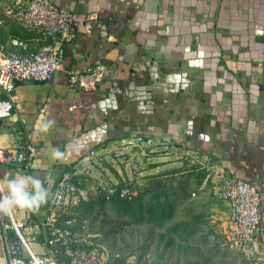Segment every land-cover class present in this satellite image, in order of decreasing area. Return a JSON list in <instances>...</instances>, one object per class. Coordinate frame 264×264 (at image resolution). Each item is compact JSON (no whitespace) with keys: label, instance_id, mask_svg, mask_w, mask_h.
<instances>
[{"label":"crops","instance_id":"obj_1","mask_svg":"<svg viewBox=\"0 0 264 264\" xmlns=\"http://www.w3.org/2000/svg\"><path fill=\"white\" fill-rule=\"evenodd\" d=\"M50 1L73 12L77 33L46 79L14 80L8 95L0 89V100L11 103L0 116V145L24 140L34 147L27 168L0 162V179L38 177L51 195L69 172L86 198L108 197L127 167L121 172L107 158L119 143L127 145L118 149H139L132 165L141 170L128 175L137 181L175 176L194 194L203 171L229 172L261 194L254 251L264 259V0ZM87 12L95 14L88 29ZM1 17L7 51H22L11 36L26 41L28 51L40 47L33 33ZM69 68L98 74L86 76L84 86L70 85ZM47 203L35 214H44ZM30 213L18 208L12 215L30 221ZM227 213L229 220L228 206ZM24 232L28 247L42 252L32 231ZM0 261L7 264L1 232Z\"/></svg>","mask_w":264,"mask_h":264},{"label":"built area","instance_id":"obj_2","mask_svg":"<svg viewBox=\"0 0 264 264\" xmlns=\"http://www.w3.org/2000/svg\"><path fill=\"white\" fill-rule=\"evenodd\" d=\"M1 15L33 33L32 38L41 42L40 47L28 51L26 41L11 36L9 42L19 46L22 51L10 52L0 41V89L8 95L14 80H44L58 68L63 58L64 44L76 36L77 29L73 12L50 0H0V22L3 20ZM82 22L85 28H90L95 22L94 12L83 15ZM97 74L95 71L85 74L77 68L66 70L67 82L75 86H84L86 76L93 80ZM10 108L9 100H0V116L8 115ZM33 150V145L24 140L16 146L0 145V162L13 161L27 168ZM92 154L94 151L89 150L88 155ZM132 185L123 182L113 191L120 197L130 198L135 194ZM214 187L229 209L228 239L231 246L246 253L253 264H264V259L254 251L261 215L258 188L254 183L229 172L218 173ZM85 198L83 187L71 178L69 172H63L52 188L42 216L31 221L15 219L13 215L0 216L7 264H123L92 238H77L69 226L70 218H60L62 214L71 213ZM25 228L32 231L31 239L41 243L42 252L35 253L28 247Z\"/></svg>","mask_w":264,"mask_h":264},{"label":"rangeland","instance_id":"obj_3","mask_svg":"<svg viewBox=\"0 0 264 264\" xmlns=\"http://www.w3.org/2000/svg\"><path fill=\"white\" fill-rule=\"evenodd\" d=\"M125 145L106 152L117 167L127 165L123 179L141 170L132 165L137 145L118 149ZM204 173L203 187L194 194L170 176L133 182L129 199L88 197L71 211L73 233L92 238L123 264H244V255L228 239L227 206L215 190L216 176Z\"/></svg>","mask_w":264,"mask_h":264},{"label":"clouds","instance_id":"obj_4","mask_svg":"<svg viewBox=\"0 0 264 264\" xmlns=\"http://www.w3.org/2000/svg\"><path fill=\"white\" fill-rule=\"evenodd\" d=\"M53 153L58 155L55 149ZM49 196V189L38 177H4L0 179V216H10L18 208L36 212L48 202ZM0 264H3V261H0Z\"/></svg>","mask_w":264,"mask_h":264},{"label":"trees","instance_id":"obj_5","mask_svg":"<svg viewBox=\"0 0 264 264\" xmlns=\"http://www.w3.org/2000/svg\"><path fill=\"white\" fill-rule=\"evenodd\" d=\"M142 180H143V179H142ZM140 181H141V180H140ZM118 182H119V181H118ZM123 182H127V183H129V184L131 185V184H133L134 179H132V178H130V179L126 178V179L122 180L121 183L117 184L116 186L118 187V186L121 185ZM112 195H115L116 197H119V198H122V199H129V198H123V197H120V196L117 194L116 191H113L112 194L109 195V196H112ZM133 196H134V195H132L131 197H133ZM131 197H130V198H131ZM101 198H107V197H103V196H101ZM83 200H84V199H83ZM83 200H81L80 202H82ZM80 202H79V203H80ZM44 205H45V204H44ZM44 205H42V206H44ZM42 206H41V207H42ZM41 207H40V208H41ZM36 212H37V211H36ZM44 213H45V211H44ZM42 215H43V214H42ZM42 215H41V216H42ZM37 217H39V216L36 215L35 212H31V213H30V218H31L30 221H31V220H35V219H37ZM60 218H61V219H65V218H67V214H62ZM36 236H37L36 238L38 239V238H39L38 234H36ZM116 260H117V259H116ZM117 261H119V260H117ZM119 262H120V261H119Z\"/></svg>","mask_w":264,"mask_h":264}]
</instances>
